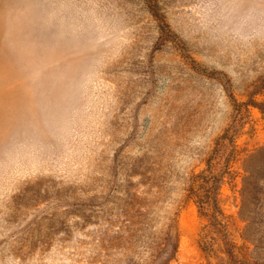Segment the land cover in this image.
I'll list each match as a JSON object with an SVG mask.
<instances>
[{
    "label": "rangeland",
    "instance_id": "rangeland-1",
    "mask_svg": "<svg viewBox=\"0 0 264 264\" xmlns=\"http://www.w3.org/2000/svg\"><path fill=\"white\" fill-rule=\"evenodd\" d=\"M152 1L0 0V264H252L264 0Z\"/></svg>",
    "mask_w": 264,
    "mask_h": 264
},
{
    "label": "trees",
    "instance_id": "trees-1",
    "mask_svg": "<svg viewBox=\"0 0 264 264\" xmlns=\"http://www.w3.org/2000/svg\"><path fill=\"white\" fill-rule=\"evenodd\" d=\"M147 1L153 15L162 23L160 28L166 26L156 10V4L152 0ZM184 57L188 58L186 54ZM244 171L246 176L240 192L239 214L246 222L244 236L253 244L252 264H264V145L247 157L244 161ZM218 183L217 176L209 169L192 174L188 180L187 194L194 200L198 212L208 218L212 227L220 235L227 256L232 258L231 243L218 217L220 213L217 198ZM165 228L163 232L166 238L169 225Z\"/></svg>",
    "mask_w": 264,
    "mask_h": 264
}]
</instances>
